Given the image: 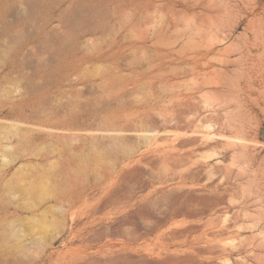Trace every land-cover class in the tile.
<instances>
[{
  "label": "rangeland",
  "instance_id": "374dc122",
  "mask_svg": "<svg viewBox=\"0 0 264 264\" xmlns=\"http://www.w3.org/2000/svg\"><path fill=\"white\" fill-rule=\"evenodd\" d=\"M0 264H264V0H0Z\"/></svg>",
  "mask_w": 264,
  "mask_h": 264
},
{
  "label": "bare ground",
  "instance_id": "6f19581e",
  "mask_svg": "<svg viewBox=\"0 0 264 264\" xmlns=\"http://www.w3.org/2000/svg\"><path fill=\"white\" fill-rule=\"evenodd\" d=\"M184 103V102H183ZM183 103H178V104H176L175 105V107H174V109L172 110V112H173V114L175 115V118L174 119H177L178 120V122H181V120L183 121V119H182V115H184V112H185V104H183ZM187 107V106H186ZM185 108V109H184ZM185 116V115H184ZM173 119V120H174ZM176 121V120H175ZM178 122H175V124L176 123H178ZM186 122V121H185ZM176 125H178V124H176ZM142 130V132H144V133H150V132H152V130H151V128L150 127H146V124H145V126L144 125H142V128H141ZM125 131L124 130H113V131H103V132H99V134L97 135H95V134H93V136H92V138H94V135H95V137L97 136V137H100V138H105V139H109V140H113V141H116L120 136H122V134L124 133ZM143 133V134H144ZM142 138L143 139H146V140H149L150 139V137L149 136H147V135H143L142 136ZM3 158H6V156H3ZM153 158V157H152ZM151 161H152V159H150ZM120 172L118 171V172H116L115 174L117 175H115L116 176V178L118 177V174H119ZM114 176V177H115ZM115 178V179H116ZM200 194V193H199ZM201 194H203L202 192H201ZM207 195V194H206ZM205 195V196H206ZM208 195H210V194H208ZM207 197V196H206ZM208 198H210V196L208 197ZM208 198H207V201H208ZM197 199V198H196ZM203 199V198H202ZM206 198H204V200H205ZM213 199V198H212ZM200 200V199H199ZM203 200V201H204ZM213 200H215V199H213ZM212 201V200H211ZM210 201V199H209V202H211ZM206 202V201H205ZM209 202H207V203H209ZM210 204H212V203H210ZM213 206V205H212ZM31 218H34V217H32L31 216ZM37 218V217H36ZM35 220V219H34ZM15 236H16V234H14ZM18 236H16V238H17ZM18 239H20V240H22L21 238H19L18 237ZM19 240V241H20Z\"/></svg>",
  "mask_w": 264,
  "mask_h": 264
}]
</instances>
